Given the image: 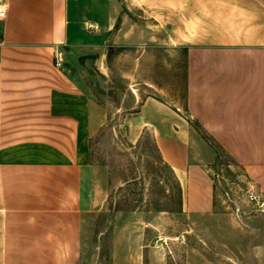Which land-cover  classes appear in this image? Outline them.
I'll list each match as a JSON object with an SVG mask.
<instances>
[{
  "label": "crops",
  "instance_id": "0c3cea01",
  "mask_svg": "<svg viewBox=\"0 0 264 264\" xmlns=\"http://www.w3.org/2000/svg\"><path fill=\"white\" fill-rule=\"evenodd\" d=\"M3 1L0 264L80 263L84 220L108 196L89 161L91 139L108 120L87 74L90 55L110 36H145L138 14L187 50L186 114L136 97L134 115L174 173L183 212L215 207L192 124L264 191V0ZM254 248L264 264V242Z\"/></svg>",
  "mask_w": 264,
  "mask_h": 264
},
{
  "label": "rangeland",
  "instance_id": "374dc122",
  "mask_svg": "<svg viewBox=\"0 0 264 264\" xmlns=\"http://www.w3.org/2000/svg\"><path fill=\"white\" fill-rule=\"evenodd\" d=\"M133 19L145 36H110L87 68L108 113L89 157L107 180L108 196L84 220L79 264H261L262 250L254 247L264 242V214L244 200L250 183L243 171L192 124V150L213 180L215 207L208 215L184 213L174 173L150 130L136 124V97H155L186 114L187 50L171 45L148 15Z\"/></svg>",
  "mask_w": 264,
  "mask_h": 264
},
{
  "label": "built area",
  "instance_id": "2783aa9c",
  "mask_svg": "<svg viewBox=\"0 0 264 264\" xmlns=\"http://www.w3.org/2000/svg\"><path fill=\"white\" fill-rule=\"evenodd\" d=\"M6 18V9L4 6V1L0 0V21ZM226 201H232L231 196L228 192L225 193ZM244 200L251 206L252 212L261 213L264 212V198L262 195H258L256 192L254 185L249 184V188L244 195ZM225 201V199H224ZM240 209L237 207L235 208V213L239 215Z\"/></svg>",
  "mask_w": 264,
  "mask_h": 264
},
{
  "label": "trees",
  "instance_id": "16d2710c",
  "mask_svg": "<svg viewBox=\"0 0 264 264\" xmlns=\"http://www.w3.org/2000/svg\"><path fill=\"white\" fill-rule=\"evenodd\" d=\"M196 125V124H195ZM178 182V181H177ZM178 186H179V196H180V202H181V187H180V185H179V183H178Z\"/></svg>",
  "mask_w": 264,
  "mask_h": 264
}]
</instances>
